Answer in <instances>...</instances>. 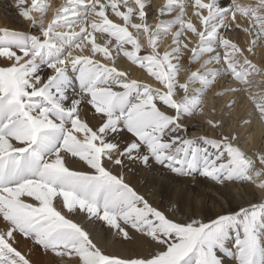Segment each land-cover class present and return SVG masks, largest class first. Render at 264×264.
I'll use <instances>...</instances> for the list:
<instances>
[{
	"label": "snow or ice",
	"instance_id": "obj_1",
	"mask_svg": "<svg viewBox=\"0 0 264 264\" xmlns=\"http://www.w3.org/2000/svg\"><path fill=\"white\" fill-rule=\"evenodd\" d=\"M12 6L36 34L0 28V264H33L32 249L59 264H264V195L214 218L179 219L124 173L159 166L264 194V149L249 155L237 129L208 117L219 138L201 136V147L181 123L203 115V96L222 77L232 84L214 94H232L224 109L245 92L264 123V96L248 87L261 75L251 57L264 0H165L154 26L149 0H64L47 24L46 0ZM234 30L250 36L244 48L227 35ZM163 35L171 42L161 52ZM133 66L159 86L131 78Z\"/></svg>",
	"mask_w": 264,
	"mask_h": 264
},
{
	"label": "bare ground",
	"instance_id": "obj_2",
	"mask_svg": "<svg viewBox=\"0 0 264 264\" xmlns=\"http://www.w3.org/2000/svg\"><path fill=\"white\" fill-rule=\"evenodd\" d=\"M158 2L159 0H154L153 4L156 5ZM221 2L223 3L225 0ZM13 3L14 0H0V28L7 27L36 34L35 29L16 16V10L12 6ZM157 9L158 8H156V10ZM188 12H190V10H188ZM238 20L241 22L240 18H238ZM151 23L153 24V22ZM242 23L244 24V21ZM228 35L230 38L236 40L241 48H244L249 41L248 36L246 37L239 30H236L235 33L234 31L229 32ZM194 38L195 37H192V39ZM256 53L257 54L252 56L251 59H253L257 65L258 63L260 65L263 63L264 65V52L262 48L256 47ZM247 55L248 54L245 53V56ZM260 60L263 62L260 63ZM180 63L183 67H189L187 55H185ZM118 67H128L123 58L118 61ZM191 67H195V64ZM262 67L264 68V66ZM128 70L131 74V78L138 79L141 82L151 83L154 85V88L159 86L154 80L149 78L146 73L134 66ZM183 72L186 74L185 69L181 70V74H179V80L182 81L185 79L182 75ZM220 80L223 81L224 79L221 78ZM217 85L211 88L209 94L204 97L205 100L202 105L203 115L196 114L182 118L181 123L187 128V137L197 138L196 144L203 147L199 137L219 138L216 135V131H220L209 128L204 123L205 117L209 119H223L225 123L223 131L230 134L233 129H237L239 132L240 146L246 153L252 155L255 149H264V123L259 120L249 100L246 99L247 94L245 92L239 93L229 113L228 110L224 109V105L229 102L232 94L229 93L228 95L214 97L215 90L218 88ZM229 85H231V83ZM213 107H215L216 110L215 116L209 111ZM245 120H250L251 123L245 127L237 128L238 122ZM89 122L94 123V121L91 120V114H89ZM178 135H185V133L181 132L178 133ZM124 173L126 180H128L140 193L144 194L153 207L163 210L169 215H174L179 219L188 216L201 219H207L208 217L214 218L217 214L227 212L229 207L236 208L239 204H247L249 201L255 202L264 195L247 185L242 187L239 184H235L229 185L227 188H220L199 175L179 176L159 166L142 168L129 165L124 169ZM20 247L22 251L28 254L31 242L22 241ZM30 259L33 261V264H59L58 258L52 253L45 254L44 251L40 249H32ZM225 260L227 264H231V261L227 258H225Z\"/></svg>",
	"mask_w": 264,
	"mask_h": 264
},
{
	"label": "rangeland",
	"instance_id": "obj_3",
	"mask_svg": "<svg viewBox=\"0 0 264 264\" xmlns=\"http://www.w3.org/2000/svg\"><path fill=\"white\" fill-rule=\"evenodd\" d=\"M222 1V0H221ZM153 2H154V0H149V8L147 9L148 10V13H149V15H148V17H147V19H148V22H149V24H151V25H153L154 26V24L157 22V15H155L156 14V8H159L161 5H163L164 3H165V0H159V4L157 3L156 5H154L153 4ZM240 2L241 3H243V4H251V3H253V0H240ZM46 3L48 4V10H47V13L44 15V23L45 24H47L48 23V21L52 18V15H53V13H54V11H55V9L56 8H58L59 6H60V4H62V3H64V0H46ZM155 6V7H154ZM50 8V9H49ZM153 9V10H152ZM188 10H190L191 11V9L189 8ZM152 11V12H151ZM155 11V12H154ZM154 12V13H153ZM153 15V16H152ZM173 15H175V13L173 14ZM154 16H155V18H154ZM156 19V20H155ZM163 19H165V20H167V19H170V17L168 16V15H165L164 17H163ZM155 21V22H154ZM244 21V20H243ZM242 19H241V24H243L242 22ZM151 22H153V24L151 23ZM226 23H231V21L230 20H228V21H226ZM243 26L244 27H248V24H247V22L246 21H244V24H243ZM36 30V29H35ZM249 31H252V29H249ZM234 33H235V30H234ZM244 34V33H243ZM227 35H228V33H227ZM245 35V34H244ZM246 37L248 36V35H245ZM166 38V39H165ZM248 40H250L251 38H250V36H248ZM160 40H161V42H160V44H159V49H160V51L161 52H163L166 48H168V46L170 45L169 43L171 42V36L170 35H163V36H161L160 37ZM193 41H195V38L194 39H192ZM257 47H259L260 49L262 48V50H263V52H264V37H261V39H260V41H259V43H258V46ZM185 55H187V54H185ZM203 59V58H202ZM253 60V59H252ZM253 62H254V60H253ZM263 62V61H262ZM261 62V60H260V63H262ZM255 63V62H254ZM181 64V63H180ZM258 68H262L260 71H261V75H258V76H251V77H249V79L250 80H252L253 81V83H251L250 85H248V87L250 88V89H252V92L254 93V94H256V95H259V96H264V68L262 67V66H264L263 65V63L260 65L259 63H258ZM260 66V67H259ZM195 67H197V65H195ZM195 67H193V69H195ZM209 68H213V67H219L218 65H212V64H210L209 66H208ZM181 70H184V69H186V66H184L183 67V65L181 64ZM181 72V71H180ZM179 74H181V73H179ZM184 77H185V79H186V76H187V73L185 74L184 72H183V74H182ZM186 75V76H185ZM258 77V78H257ZM134 79V78H133ZM184 79V80H185ZM221 78H219L218 80H217V83H218V85H217V83L214 85V86H218V88H216V90H215V93L216 92H218V91H220L221 89H223V88H226V87H231L232 86V84L231 85H229V83H227V81H228V78L227 77H222V79H224L223 81L222 80H220ZM183 80V81H184ZM256 80V81H255ZM259 80H261V81H259ZM180 82H183L182 80H179ZM256 83H255V82ZM259 81V82H258ZM234 83V82H233ZM151 84V83H150ZM225 84V85H224ZM221 87H220V86ZM151 86H153L154 87V85L153 84H151ZM213 86V87H214ZM157 87V86H156ZM192 87H196V85H193ZM212 87V88H213ZM209 92L210 91H207L205 94H204V96H203V103H204V97L205 96H207L208 94H209ZM214 93V94H215ZM177 99H179V97H177ZM194 128V127H193ZM192 128V129H193Z\"/></svg>",
	"mask_w": 264,
	"mask_h": 264
}]
</instances>
